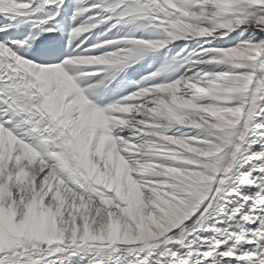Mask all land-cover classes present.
<instances>
[{
	"label": "snow or ice",
	"instance_id": "snow-or-ice-1",
	"mask_svg": "<svg viewBox=\"0 0 264 264\" xmlns=\"http://www.w3.org/2000/svg\"><path fill=\"white\" fill-rule=\"evenodd\" d=\"M64 3L65 0H40L39 3L37 0H0V16L6 19L22 18V22L39 28L56 17ZM172 4L174 6H169L166 0H131L130 3L128 0H96L90 4L86 0H77L73 20L94 9L103 8L116 13L117 18L111 28L122 21L143 17L158 33V38L123 37L99 40L86 47H81V41L76 45L79 51L67 54L60 63H33L13 50L8 42L0 40V127L6 130V135L11 133L19 142L7 160V167L15 173V157L19 154L21 144L30 146L38 154L34 164L25 168L29 173L27 186L8 182L10 202L14 208L10 222L15 228L7 233L4 244L0 245V264H106L108 261L114 264H264V37L258 42L211 49L219 54L216 59L220 62L236 66L231 72L208 73L199 78L195 74H182L171 82L152 83V78L163 71L161 68L143 77L138 82L137 91L103 106L90 103L86 99V90L77 86L65 96V103L84 99L90 108L102 111L107 118L106 124L96 128V135L99 137L103 134L110 138L103 146L104 151L111 150L113 142L116 145L115 151L119 153L121 165L119 190L123 199L118 196L115 183L108 187V181L98 183L95 176L74 174L50 155L59 151L60 138H57L58 131H42L45 125L54 127L47 113L33 117L41 121V130H34L31 123H26L29 114L10 106L12 97L16 96L14 87L17 83L32 79L21 65L48 70L63 69L68 75L71 72L79 78V66H108L100 68L101 72L123 68L128 63L134 64L143 54L161 48L168 41L189 35H226L225 30L244 24L250 17L264 32V14L235 10L237 6L264 4V0H172ZM49 6L55 10H48ZM110 18L87 16L84 23L69 29V44L82 34L105 24ZM178 20L198 24L208 32L203 35H170V25ZM10 26L0 25V32ZM45 30L53 31L51 28ZM31 39L13 40L11 43L23 47L30 45ZM117 43H121L123 53L108 47ZM217 49L233 52L225 55ZM236 50H247V53L237 54ZM39 55L57 58L59 53L54 49H45ZM173 62L174 59L165 66ZM73 75L69 76L74 82ZM101 84L102 80H98L89 84L87 90H97ZM213 86H219L220 91L208 94ZM160 89H176V96L182 97L183 101L203 106L197 111L210 124L218 121L208 115L209 111H218L232 123L227 127L209 129L187 120H167L147 114L149 109H153L156 98L162 95ZM128 105L133 107L119 110L121 106ZM186 111L187 108H178L181 115ZM170 125H190L206 131L202 140L200 134L190 138L165 134ZM125 128L133 131L125 135ZM133 136H139L144 142H130ZM44 137L49 138L46 140ZM219 137L229 142L220 144ZM153 142L155 147L173 151L168 157L145 155L144 147ZM185 143L204 151H208L213 143L220 147L212 155L204 157L183 150L182 145ZM197 143L199 146H194ZM256 144L260 147L254 150ZM90 151H96L95 140ZM133 152L140 155H131ZM173 155H178L180 159L169 158ZM159 157L164 159H157ZM145 161H151L158 171L163 170L160 166H164L170 173L172 169L204 172L206 166L212 163L227 171L217 173L216 179L204 188L207 198L195 207L191 215L178 226L159 235V229L147 220L148 214L161 215L160 209L167 207L165 202L175 204V198L186 196L180 190L184 177L175 173L166 176L147 175L143 171ZM24 163L27 164L26 161ZM96 163L101 169L104 168L103 160H97ZM221 176L224 177L223 183H220ZM244 186L253 187L255 191L241 193ZM229 190L237 193V197L231 205V215H225L224 223L227 225L231 221L233 229L215 228L213 236L199 238L203 247L199 246L196 237L191 242L187 240L190 233H195L211 217H218L221 211H227L224 196ZM34 194L37 195L38 203L34 210H28L25 205ZM108 198H111L112 203L106 206L102 201ZM81 200L89 205L86 218H82L74 207ZM249 201L252 203L249 204ZM129 207L132 209L131 216L121 214V209ZM110 214L116 222L114 227L119 229L117 234L122 238L111 243L107 239L91 238L105 231ZM141 217H145L146 226L143 238L126 236L129 227L131 236L137 235L136 224ZM149 232L156 234L155 238H149ZM193 242L198 243L195 249L191 247Z\"/></svg>",
	"mask_w": 264,
	"mask_h": 264
},
{
	"label": "rangeland",
	"instance_id": "rangeland-1",
	"mask_svg": "<svg viewBox=\"0 0 264 264\" xmlns=\"http://www.w3.org/2000/svg\"><path fill=\"white\" fill-rule=\"evenodd\" d=\"M167 2L169 4V6H174L173 4H171L172 0H166V3ZM235 10L236 11L252 12V13H255L257 15L264 14V4L251 5V6H247V7L237 6V8ZM183 15H185V14H183ZM137 20H138L137 22H140V21L143 22L142 17L137 19ZM247 21L248 22H256L251 17ZM180 23H181V25L179 24V26H178V24H176V25L174 24V25L171 26L172 33H170V35L174 34V36H180L181 34L186 33L187 31H186L184 26H189L190 29H192V27H194L193 28L194 30H199L200 29V30H202V31L207 33V29L201 28L198 24H190V23H187V22H185L183 20ZM186 23H187V25H186ZM243 27H244L243 24L238 25V26H234V28L231 29L232 31L231 30L227 31L226 32L227 34L226 35L224 34L223 36H221V39H219V40H212L210 35H205V37L204 36L195 37V38L193 37L194 42L196 43L197 46H196V48L192 47V48L187 49L185 51L186 55H185L184 60H183L182 63H178L177 61H175L172 64L168 63L167 66L164 67L163 64H162L161 58L158 55L159 54V52H158L159 49L147 52V53L143 54L142 56H140L138 59H136V62L134 64L133 63H128V65H125L123 68L105 71L104 73L101 72L103 74V77L102 76L101 77L105 78V79H102L101 77L98 79V80H102V85H100V87L97 90H94V91L93 90H86V89H87V86L89 84L95 83L96 81H98L97 77L95 78V75L97 73H95L96 70H94V68L96 67V65H93L94 72L92 73V71H89V73L85 77H83V75H79V78H77L76 75H73V73L70 72L69 75H73V77H74L73 79H74V82H76V85L74 84L72 78L70 76H68V74H65L66 72L64 70H63L64 72L62 71L63 73L61 71H53V72H51V74H50L51 75V78H50L51 82H47V83H48V86L50 87V91H51V94H52V98H53L52 103H53V105L55 104L54 105L55 108L53 107V109L61 110V109L64 108L67 112H66V114L64 116L66 121L63 118H62L63 120L60 119V120L63 121V123H64L63 125H61L59 120H56L52 114H48V117H49L50 121L52 122V124L54 125V128L52 127L51 129L54 130V131H58V137L57 138H60V144L58 145L59 149L62 150L64 153H65V151L67 152V154L65 153V156L67 157L68 164H69V167H70L69 171L71 172V170L72 171L74 170L73 171L74 174H80V175L87 174L89 176H95V178H96L98 183L99 182L108 181V184L106 185L108 187H111L112 184L115 183L117 185V194H118V196H120L122 199L124 198V196L121 195L120 190H119V175H120V167H121L120 161L118 159L119 153L114 151V152H112V154L107 155L105 153L106 151H104L103 148H101V147H103L104 144L107 143L110 138L105 136V135H103V134L101 136H99V137H97V135H96V128L98 126L100 127V126H103L104 124H106L107 123V118L105 117L104 113L102 112L101 118L103 120L99 121V122H96L97 121V115H99V113H98L99 111H97L94 108H90L88 106V102L86 100H84V99H77L75 101L74 100L73 101H69L68 103H65V100L63 101V100L60 99L62 101L61 102L59 99H56L54 97V89H55V83L56 82H59L60 84H62V86L65 83V90L67 91V94L70 92V90H72L76 86L78 88L85 89L86 90L85 91L86 99H88L90 103L93 102V104H96L97 106H103V105H106L107 103L115 102L116 100H118V99H120L122 97H127L132 92L137 91L138 90V82H140L143 77L150 76L151 73L157 72L161 68H163V71H160V72H162L164 83L171 82V81L179 78L182 75V73H184L183 75L195 74L197 76V78H199V76L206 75L208 73L231 72V71H233L235 69L236 66L233 65V64H226V63L220 62L218 59H216V57H218L219 54L211 51V49L217 48V47H231V46H235L237 44H247V43H250V42H258V41H260V39L262 37H260V38L258 37L257 39H254L255 37L253 39L250 38L251 41L250 40H246L247 42L243 41L241 38L238 39L237 38L238 37L237 34L239 33V31ZM254 28H255L254 30L257 33H259L262 36H264V32H262L257 26L254 27ZM178 29H181V30H178ZM176 30H178L179 32L176 31ZM181 32H183V33H181ZM193 33H194V31H193ZM200 35H203V34H200ZM145 37H147V36H145ZM186 37L188 39H190V37H188V36H186ZM180 38H184V37H180ZM206 38H207V40H206ZM204 49H208V51H204ZM217 51H219V52H221V53H223L225 55L233 52V50H229V49H217ZM236 52H237V54L243 55V54L247 53V50H243V51L236 50ZM193 54H195V55H193ZM198 60H204L205 62L198 63L197 62ZM169 61H172V58L169 59ZM208 61H211V62H209L210 64L208 63ZM66 71H67V69H66ZM60 75H61V77H60ZM164 77H167V78L164 79ZM53 81H54V83H53ZM136 82H137V84H136ZM152 83H157V82H155V80L154 81L152 80ZM67 84H68V86H67ZM53 87H54V89H53ZM163 90H165V91H163ZM159 91L162 93V95L159 96L158 98H156L155 104H158V106H157L158 108H159V106L161 107V105H162V108H166L168 110V113H172L173 114V115L172 114H170V115L177 116L175 118H178V119H181V120H187L188 122H190V123H192V124H194V125H196L198 127H206V128L210 127L211 129L212 128L214 129V128L227 127V126H229L232 123L231 121L226 120L224 118V116L221 115L218 111H212V112L209 111L208 115L214 117L218 121V123H216V124H210L209 121L205 120L203 118V116H200L199 112L197 111L198 108L202 109L203 106L195 105V104H189L188 102L183 101L182 97L176 96V91H177L176 89H171L169 91V93L166 92V89H162V90L160 89ZM219 91H220L219 86H213L210 89V91L208 92V94H216ZM165 97H167V99H165ZM171 97L173 98V101L171 100L172 99ZM161 98H163V99H161ZM136 99H138V98H136ZM169 100H171V101H169ZM179 102L182 104V106H179V105H181V104H179ZM184 102L187 105L186 104L184 105ZM128 107L132 108L133 106H131V105L121 106L120 110L121 111L127 110V109H129ZM180 107L187 108L188 111L184 112L181 115V114L178 113V110H177ZM77 108H80V109H77ZM173 110H174V112H173ZM72 112L76 113L75 116L73 115ZM80 115L81 116L83 115L82 118H81ZM87 119H89V121L93 122V124L91 122L86 121ZM112 119H117V118H112ZM82 120H85V121H82ZM68 122H69V124H68ZM81 122H86V123H88L90 125L92 124V125L88 126L89 128L87 129V127L85 126L86 123H81ZM66 123L68 125H71V124L72 125L71 126H67ZM81 124H83V125H81ZM134 127L135 126H133V129H134ZM69 128H71V130ZM51 129L49 128V130H51ZM66 129L69 130L70 136H71L70 138L72 139V137H73L74 141H71L70 138H68L66 135L63 134V132L66 131ZM133 129H130V131L128 132L129 129L125 128V133L124 134L128 135L129 133H131L133 131ZM205 131L206 130H204V129H198V128H195V127L190 126V125H184V130H183L184 136H187V137L190 138V137L197 136V134H200L201 140L203 139V133ZM13 137L14 136H12V138ZM138 139H139L138 136H133V138L130 140V142L140 143V141H142V140L137 141ZM218 139L220 140V144H226V143L229 142L223 137H219ZM14 140H15V137H14ZM94 140L96 141L95 154L90 151V146L92 145ZM10 142H12V140H10ZM8 145H13V144L8 142ZM198 145H199V143L195 144L194 146H198ZM77 146H79L81 148L85 147V149L82 150V152L81 151L79 152L78 156H77L75 148H74V147H77ZM61 147H64L65 151ZM86 147H87V150H86ZM114 147H116V145L113 142L112 143V148H114ZM186 147L192 148L194 150V151H192V150L186 149V151H188V152L199 153L198 151H200V149L198 150V149L194 148L193 145H191V144L185 143L184 144V148H186ZM219 147H220V145L213 143L211 145V148L208 151H205V152H208V154L206 156H204V157L212 155L214 153V151H218L219 150ZM31 150L34 152V150L32 148H31ZM111 151L112 150H109V152H111ZM101 152H102V154H101ZM100 154L102 156H100ZM136 154H138V153H136ZM33 155L35 157H38L37 153H35ZM93 156H95V157H93ZM157 156H159V155H157ZM169 158L179 159V156L173 155V156H170ZM87 159H88V161H87ZM159 159H160V157H159ZM96 160H103L104 161V163H105L104 164V168H105L104 171L99 168L98 164L96 163ZM117 162H118V164H117ZM145 164H146V166H149L152 163H151V161H145ZM162 168H164V166H161V169ZM217 168H219L220 170L222 169L218 164L212 163V164H209V165L206 166V170L204 172H192L190 170H182V171H184V172H182L181 169H177V170L176 169H172L171 172L173 171V173H175L176 175L184 177V179L181 181L182 187L180 189H181L182 192L186 193V196L184 198H182V199L178 198L179 200L184 201V203L180 204V206L178 205L176 208L168 207V211H165L163 209L162 210L163 211V218H166V219L162 223L161 222H157L159 220L158 219L159 218L158 215H153L152 213L148 214L147 220L151 224L155 225L159 229V233L163 234V231L171 228L175 223H177L179 221V218H187L195 210V207L198 206L199 203H201L204 199L207 198V193L204 190V188L208 184H210L213 180L216 179V176H217L216 170H217ZM117 169H118V172H116ZM154 173H156V174H154ZM158 173L160 175H162V174L163 175H165V174L169 175L170 174L168 172L165 173L164 171L153 172L154 175H158ZM185 173H187V175H185ZM247 187L248 186H245L244 189L248 190ZM58 190H59V187H58ZM81 201H83V200H81ZM102 202L106 206H108V205H110L112 203V200H111V198H108L106 200H103ZM82 203L85 205L86 210H88V207H89L88 203L85 202V201H83ZM1 205H5L6 211H10L12 214H14V208H13V204L10 202V193L8 192V189L6 191L5 197L1 201ZM130 208H127V210L130 209ZM130 210L132 211V209H130ZM125 213L126 212L124 211V209H121V214H125ZM216 217L217 216L211 217L209 219V221L204 224L205 226L202 225V227H200L201 229H203V232H205L206 228H207V233H206L207 237H208V235L210 233L212 225H216V228L225 227L226 226V227L229 228V230L233 229V223L231 221H229V223L227 225H225L224 219L220 220V215L217 218ZM143 219H144V220H142L143 227H140V235H141V237H143V232L146 230V226L144 224L145 217H143ZM108 221H112V215L111 214L109 215V220ZM113 229H115V230H113ZM118 232H119L118 227H114L112 225V223H111V224H108L106 226L105 231L98 232L95 236H93L91 238L98 239V240L107 239L111 243V242H115V240H118V239L122 238L121 236H119L117 234ZM197 234L200 235L198 232H195V233H192V235L188 236L189 238H186V239L187 240L189 239V241L191 242L192 238L195 235L198 236ZM212 234L214 235V231L212 232ZM149 237L151 238L150 232H149ZM201 238H202V236H201ZM4 242H5V238H0V245H3ZM198 242H199V246L203 247V246H201L202 245V241H198ZM191 244L196 246V247L198 246V243L196 244V242H193ZM192 245H191V247H192ZM106 264H114V262L108 261V262H106Z\"/></svg>",
	"mask_w": 264,
	"mask_h": 264
},
{
	"label": "bare ground",
	"instance_id": "bare-ground-1",
	"mask_svg": "<svg viewBox=\"0 0 264 264\" xmlns=\"http://www.w3.org/2000/svg\"><path fill=\"white\" fill-rule=\"evenodd\" d=\"M39 1L40 0H37V2H39ZM86 2L90 4V3H95L96 0H86ZM128 2L130 3L131 0H128ZM77 6H78L77 5V0H65L64 5L61 6V8L59 9V14L53 20L48 21L46 24L41 25L39 28H33L30 23L22 22V18L6 19L3 16H0V25H9V24L11 25L10 27L7 28L6 31L0 32V40H4L5 42H8L9 43V46L12 47L13 50L18 51V54H21L25 58L31 60L33 63H37V64H49V63H60L65 58V56L67 54H71L74 51H79V49H77L76 45L77 44H80L81 41H83V44L81 45V47H86L87 45H89L91 43H96L99 40L119 39V38H123V37L144 38L145 36H147L149 38H152V37H157L158 38V33L150 26V24L148 23V21L146 20V18H143V17H142L143 22L142 21L137 22L138 20H134V21H122L115 28H111L110 26L114 23V21L117 18L116 13L115 12L106 11L103 8L94 9L92 12L87 13L85 16H80V17H77L75 20H73L72 19V15H73L74 9ZM48 10L51 11V10H55V9L52 6H49V9ZM182 15H183V13H182ZM87 16H93L94 18H100V17H104V16H109L111 18L105 24L100 25L96 29H92L89 32L84 33L81 36L77 37L76 39H74L72 41V44L70 45L69 44V29L71 27L75 26V25H79V24L84 23ZM181 21L182 20H178V21L172 23L170 26H172L174 24L175 25L178 24V26H179V24L181 25V23H180ZM256 24H257V22H248V21H246L243 24L244 27L237 34V36H238L237 38L238 39L241 38L243 41L247 42L246 40H250L251 41L250 38L253 39L255 37L254 39H257L258 37L259 38L260 37H264V36H262L261 34L257 33L254 30L255 29L254 27H256ZM186 25H187V23H186ZM184 27H185V29L187 31L186 33H193V31H194V33H196V34H206V32H204V31H202L200 29H199L200 31L199 30H194L193 29L194 27H192V29H190L189 26H184ZM43 28H47V29L48 28H51V29L57 30V32H58L57 38L56 39H53V40H49L47 42H42V43L38 42L36 40V35H37L38 31H40ZM178 30H181V29H178ZM178 30H176V31H178ZM225 31L227 32L229 30H225ZM207 32H208V30H207ZM181 33H183V32H181ZM186 33H183V34H186ZM183 34H181V35H183ZM223 35L224 34H221L219 36H212V35H210V37H211L212 40H219V39H221V36H223ZM173 36H174V34H173ZM29 37L32 38L30 45H25V46L21 47L19 45H16V44H12L11 43V41H13V40L19 41V40H24V39L29 38ZM188 37H190V35ZM206 40H207V38H206ZM196 46L197 45L194 42L193 37H190V39H188L185 36L184 38H177L176 41L175 40L174 41H168L164 46H162L161 48H159V51H158L159 54L158 55L161 58V61H162L163 66L166 67L165 66L166 63L171 58H172V61L174 59V62L177 61L178 63H182L183 60H184V57L186 55L185 54V51L187 49L192 48V47L193 48H196ZM108 47L110 49H112V50H119L121 53H123V51H124V48L121 46V43L113 44V45H110ZM45 49H54L57 53H59L58 57L57 58H46V57L40 56L39 53L42 50H45ZM181 49H183V51H181ZM126 65H128V64H126ZM21 67H23L26 72H29V74L32 76V79L17 83V85L14 87V91L16 93V96L12 97V103H11L10 106L11 107H14V109L16 111H19V112H27L29 114V119L26 121V123H31L34 130H41L39 128L41 121L38 120V119L37 120H34L33 117H35L37 115L43 116L45 113L52 114L54 116V118L56 120H59V122L61 123V125H63L64 123H63L62 120L65 119L64 116H65V114H66L67 111L63 108L64 106L62 107L63 109H61V110H59V109H53V107H54L55 104L53 105V103H52L53 98H52V94H51V91H50V87L48 86V83H47V82H51V80H50V78H51V75H50L51 72H53V71H61L62 72L63 69H59V70H55V69L48 70V69H44L42 67L41 68H37L36 66H29V65H21ZM79 67L81 69V74L80 75H83V77H85L89 73V71H92V73H93L94 70H96L95 73H97V74L95 75V78L97 77V80H98L101 76L103 77V74L101 73V71H99V69L100 68H107L108 66H99V65H96V67L94 66L95 67L94 70H93V65H83V66H79ZM65 74H67V73H65ZM182 74H184V73H182ZM60 77H61V75H60ZM165 78H167V77H164V79ZM102 79H105V78H102ZM152 80L153 81L155 80V82H157V83H164L162 72H159V75L156 76V77H153ZM137 82H136V84H137ZM53 83H54V81H53ZM67 86H68V84H67ZM53 89H54V87H53ZM170 90L171 89H166V92L169 93ZM163 91H165V90H163ZM66 95H67V91L65 90V83L62 86V84H60L59 82H56L55 83V89H54V97L56 99H59V100L61 99V100L64 101ZM161 99H163V98H161ZM171 100L173 101V98ZM171 100H169V101H171ZM179 104H181V103L179 102ZM185 104L186 103L184 102V105ZM157 106H158V104H155L154 107H153V109H149L148 110V113L147 114H152V115H155V116H158V117H164L167 120H177V121L181 120V119L175 118L177 116H172L173 115L172 113H168V110L166 108H162V105H161V107L159 106V108ZM179 106H182V104L179 105ZM77 109H80V108H77ZM173 112H174V110H173ZM210 112H212V111H210ZM98 113H99V115H97V121L96 122H99V121H102L103 120L101 118L102 111H99ZM170 114H172V115H170ZM128 115H130V114H128ZM82 116H81V118H82ZM60 119H62V120H60ZM65 121H66V119H65ZM82 121H85V120H82ZM86 121L91 122V121H89V119H87ZM81 123H86V122H81ZM91 123L93 124V122H91ZM68 124H69V122H68ZM68 124H67V126H71L72 125V124L71 125H68ZM81 125H83V124H81ZM91 125L88 124V123H86L85 126L88 129L89 128L88 126H91ZM69 129L71 130V128H69ZM209 129H211V128L209 127ZM183 130H184V125H170L165 130V134L176 135V136H184ZM42 131H44V132H53L54 130H52V129L49 130V127L47 125H45L44 128L42 129ZM129 131H130V129L128 130V132ZM5 133H6V130L3 129L2 127H0V238H5L6 239L7 233L9 231H12L15 228V226L12 225L11 222H10L11 221V217L14 214H12L10 211H6L5 205H1V201L5 197L6 191L8 189V182L9 181L19 182L20 184H23V185L27 186V183H28V180H29V173L27 171H25V168L32 166L34 164V162L36 161V158L37 157H35L33 155L36 152L35 151L33 152L31 150V147L30 146L21 144L20 145L19 154L15 157V160H16L15 169H16V171L13 174V172L10 169H8V167H7V160L11 158L12 151H13L14 147L19 142L16 140V138H15V140H14V137L12 138V136L10 135L11 133H8L7 135ZM124 133H125V129H124ZM63 134L66 135L68 138L71 137L70 136V132L67 129H66V131L63 132ZM144 135H145V139H147L148 138L147 137V134L145 133ZM48 138L49 137H44V139H46V140ZM10 140H12V142H10ZM70 140L71 141H74L73 137H72V139L70 138ZM156 140H159V138H156ZM137 141H140V137H139V139ZM8 142L11 143V144H13V145H8ZM143 142H144L143 140L140 141V143H143ZM254 146H253L254 147L253 148L254 150L259 149V147H260L259 144H256ZM87 147H86V150H87ZM61 148L65 151V148L64 147H61ZM74 148H75V151H76L77 156H78V154H79L80 151L82 152V150L85 149V147L84 148H81L79 146L74 147ZM101 148H103V147H101ZM182 148H183V150L185 149V151H186V149H189V150L194 151L192 148H189V147L184 148V144L182 145ZM111 150H112L111 152L106 151L105 153L107 155L112 154V152L115 151V147L114 148H111ZM143 151H144V154L145 155H149V156H157V155H159V156H166V157H168L169 156V153H171L173 150L155 147L154 146V142H153L152 145L145 146L144 149H143ZM198 152L199 153H197V154L200 155V156H206L208 154V152H205L204 150H202V151L200 150ZM65 153L67 154L66 151H65ZM65 153L62 150L59 149V151L52 152V153H50V155L52 157H54L64 168H66L67 170H70V167H69V164H68V160H67V157L65 156ZM94 154H95V152H94ZM101 154H102V152H101ZM101 154H100V156H102ZM131 155L138 156L139 153L136 154L135 152H133V153H131ZM93 157H95V156H93ZM157 159H159V158H157ZM160 159H164V157H160ZM179 159H180V157H179ZM25 161L27 162V164L24 163ZM87 161H88V159H87ZM180 162H183V161H180ZM41 163H43V161H41ZM117 164H118V162H117ZM160 168H161V166H160ZM162 169L163 170H161V171H164L165 173H167V172L170 173L168 170H166L164 168H162ZM101 170L104 171L105 168H103ZM73 171L71 170L72 173H74ZM143 171L147 175H154L156 173L153 174V172H157L158 170H157V168L155 166H153L151 164L149 166H146L143 169ZM161 171H159V172H161ZM222 171L226 172L227 169L226 168H223V169L220 170L219 168H217L216 173H219V172H222ZM116 172H118V169H117ZM182 172H184V171H182ZM171 173H173V171ZM158 175H160V174L158 173ZM177 176H179V175H177ZM223 181H224V177L221 176L220 177V183H223ZM154 183H158V182H154ZM244 188H245V186L241 188V193L246 192V191H255V188H253V187H247L248 190H245ZM217 191H219V189H217ZM236 197H237V193H235V192H232L230 190L227 191V192H225L224 200H225V209L227 211H221V213L219 214L220 215V220L221 219H224L225 215H231V212H230L231 204L236 202ZM175 199L177 200L176 204H172L171 202H165L166 205H167V207L160 209L161 215H158V217H159L158 219L159 220L157 222H161L162 223L166 219V218H163V211H162L163 209L165 211H168V207L176 208L178 205L180 206V204L184 203V201H181L178 198H175ZM83 201H81L78 205H74V207L76 208V210L78 212H80L82 218H86L85 213H87L88 210H86L85 205L82 203ZM37 203H38L37 195L34 194L31 197V199L29 200V202L25 205V208L28 209V210H34L35 207H36V205H37ZM248 203L251 204L252 202L249 201ZM210 206H211V204H210ZM130 209H128V210L127 209H124V211L129 216L132 215V211ZM25 214L27 215V212ZM184 219H186V218H179V221L177 223H175L172 227L178 226L179 224H181L183 222ZM142 220H144L143 217H141L140 218V221L137 222V224H136V227H137V235L135 237H132L131 236V228L130 227L126 230L125 235L128 236L129 238H132V239H141V238H143L140 235V227H143ZM111 223H112L113 226L116 224V222L113 221V220L112 221H108V224H111ZM251 226L254 227L255 225H251ZM215 228H216V225H212L208 237L213 236L212 232L214 231ZM113 230H115V229H113ZM197 230L198 231H196V232H198L200 234V235L197 234L198 236H196V235L194 236V237L197 238V241H202V240L199 239V238H201V236L202 237H207V235H206L207 228H206V231L205 232H203V229H201V228L200 229L198 228ZM166 231H168V229L167 230H164L163 233L166 232ZM182 231H183V229H182ZM150 235H151V238H155V235L156 234L150 233ZM159 235H163V234L162 233H159ZM190 235H192V233H190L189 236ZM187 238H189V237H187ZM201 246H203V242H202V245ZM192 248L195 249L196 246L192 245Z\"/></svg>",
	"mask_w": 264,
	"mask_h": 264
}]
</instances>
